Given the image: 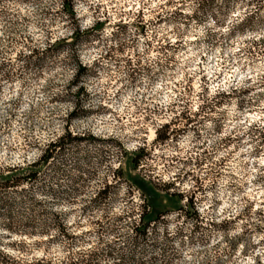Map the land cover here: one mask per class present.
Returning <instances> with one entry per match:
<instances>
[{"label": "rangeland", "instance_id": "374dc122", "mask_svg": "<svg viewBox=\"0 0 264 264\" xmlns=\"http://www.w3.org/2000/svg\"><path fill=\"white\" fill-rule=\"evenodd\" d=\"M62 1L0 0V173L76 137L34 192L69 235L0 222L7 264H264V0H72L73 18ZM125 178L151 184L154 210L177 205L167 193L193 206L133 243L142 198Z\"/></svg>", "mask_w": 264, "mask_h": 264}, {"label": "trees", "instance_id": "16d2710c", "mask_svg": "<svg viewBox=\"0 0 264 264\" xmlns=\"http://www.w3.org/2000/svg\"><path fill=\"white\" fill-rule=\"evenodd\" d=\"M62 8L69 15V17L73 18L75 16L72 0H63ZM101 24L102 23L98 21L94 24V26L99 27ZM85 33V29L82 30L75 27L72 29L70 36L76 39ZM64 40L65 38H62L54 44H58ZM74 43L75 41H72L69 44L73 45ZM76 68L78 69L76 75L86 74L87 72V67L85 65L78 63ZM69 115V117L76 116L74 110H72ZM75 138V136H71L70 133L67 132L59 139L49 143V152L41 156V161H32L24 166L13 165L7 169L8 173L4 175L0 173V222L3 224V228H5L6 231L9 233L15 232L39 236L46 233L49 234L54 231L55 234L61 232L65 235H69L66 231V219L62 213L53 208L44 207L42 205V197L34 194V192H41V168L43 164L48 162V160L53 157V150L57 147L60 148L61 144H71L75 141ZM62 139L64 141L63 143ZM140 150L141 148H139L138 151ZM138 151H135L134 156ZM131 163L133 168H137L139 165V159L131 157ZM115 172L117 173L114 177L116 179V177H119L118 174H120L121 169L117 168ZM80 173L82 174L83 171H80ZM81 174L77 177V179L82 178ZM51 178H54V175H51ZM125 180H127L131 186L139 190L142 198L141 214L139 216L138 225L134 227L136 234L134 237L130 238V241L133 243H136L138 242V239L143 238L150 225L158 221L161 216L167 214L169 211L183 210L184 208L189 209L190 205L193 206V204H191V200L187 201L184 205L181 203L184 197L182 193L166 192L177 205L169 209L154 210L151 192L144 188L151 184H148L146 181H142L141 188L135 181L128 178H125ZM104 198H106L104 194H97L91 202L94 205H98ZM51 200L56 202L59 199L56 195H52ZM17 222L20 223L15 225ZM9 261H13L11 255L6 254L0 249V264H7Z\"/></svg>", "mask_w": 264, "mask_h": 264}, {"label": "flooded vegetation", "instance_id": "af4514ba", "mask_svg": "<svg viewBox=\"0 0 264 264\" xmlns=\"http://www.w3.org/2000/svg\"><path fill=\"white\" fill-rule=\"evenodd\" d=\"M218 116H220V114L218 113ZM202 117H203V120H202V123L201 125L204 127V129L206 130L207 128H209L211 130V132L214 133V138H213V141H212V147L213 148H217L222 141H216V134L219 133V131L222 129V124H221V121H220V118L219 117H215V114H213V116H207V111L203 110L202 111ZM228 141H231V140H228ZM227 142L224 141L223 144H226Z\"/></svg>", "mask_w": 264, "mask_h": 264}, {"label": "built area", "instance_id": "2783aa9c", "mask_svg": "<svg viewBox=\"0 0 264 264\" xmlns=\"http://www.w3.org/2000/svg\"><path fill=\"white\" fill-rule=\"evenodd\" d=\"M216 86H218V85L216 84Z\"/></svg>", "mask_w": 264, "mask_h": 264}]
</instances>
